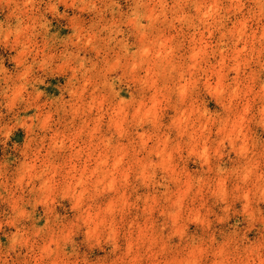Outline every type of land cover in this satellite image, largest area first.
I'll return each instance as SVG.
<instances>
[{"label":"clouds","instance_id":"9594fccd","mask_svg":"<svg viewBox=\"0 0 264 264\" xmlns=\"http://www.w3.org/2000/svg\"><path fill=\"white\" fill-rule=\"evenodd\" d=\"M0 264H264V0H0Z\"/></svg>","mask_w":264,"mask_h":264}]
</instances>
